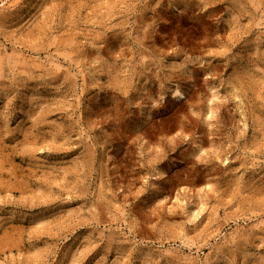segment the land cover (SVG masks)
Here are the masks:
<instances>
[{"label": "rangeland", "instance_id": "rangeland-1", "mask_svg": "<svg viewBox=\"0 0 264 264\" xmlns=\"http://www.w3.org/2000/svg\"><path fill=\"white\" fill-rule=\"evenodd\" d=\"M0 264H264V0H0Z\"/></svg>", "mask_w": 264, "mask_h": 264}, {"label": "bare ground", "instance_id": "bare-ground-1", "mask_svg": "<svg viewBox=\"0 0 264 264\" xmlns=\"http://www.w3.org/2000/svg\"><path fill=\"white\" fill-rule=\"evenodd\" d=\"M11 3H13V2H11ZM14 3H15V2H14ZM15 4H16V3H15ZM15 4H14V5H15ZM175 94H176V97H178V99H179V98L181 99V98L185 97V96H184V93H183L181 90H179V89L176 90V93H175Z\"/></svg>", "mask_w": 264, "mask_h": 264}]
</instances>
